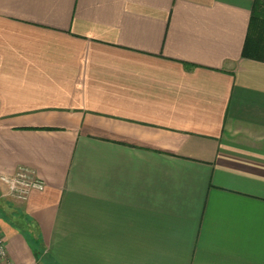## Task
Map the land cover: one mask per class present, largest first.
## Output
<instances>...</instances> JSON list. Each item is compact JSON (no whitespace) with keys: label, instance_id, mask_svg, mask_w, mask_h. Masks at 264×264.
<instances>
[{"label":"crops","instance_id":"obj_1","mask_svg":"<svg viewBox=\"0 0 264 264\" xmlns=\"http://www.w3.org/2000/svg\"><path fill=\"white\" fill-rule=\"evenodd\" d=\"M253 12L264 0H0V176L46 183L0 223L11 264H264Z\"/></svg>","mask_w":264,"mask_h":264},{"label":"built area","instance_id":"obj_2","mask_svg":"<svg viewBox=\"0 0 264 264\" xmlns=\"http://www.w3.org/2000/svg\"><path fill=\"white\" fill-rule=\"evenodd\" d=\"M0 182L4 183L11 195L20 200L28 197L30 192L34 189L44 190L46 183L37 178L34 173L26 168L21 167L18 171L11 176L1 175ZM0 264H11L8 249V240L0 230Z\"/></svg>","mask_w":264,"mask_h":264},{"label":"trees","instance_id":"obj_3","mask_svg":"<svg viewBox=\"0 0 264 264\" xmlns=\"http://www.w3.org/2000/svg\"><path fill=\"white\" fill-rule=\"evenodd\" d=\"M243 56L264 61V17L255 12L251 18Z\"/></svg>","mask_w":264,"mask_h":264},{"label":"rangeland","instance_id":"obj_4","mask_svg":"<svg viewBox=\"0 0 264 264\" xmlns=\"http://www.w3.org/2000/svg\"><path fill=\"white\" fill-rule=\"evenodd\" d=\"M5 184L0 182V223L1 222H10L12 224H17L19 225L20 223L24 222V217H23V211L21 208L17 207L13 200L15 201H23L20 199L14 198L8 187ZM22 216L20 218V216ZM19 216V219H18ZM18 219V222L16 221ZM23 221V222H20ZM3 233V232H2ZM9 249V247H8Z\"/></svg>","mask_w":264,"mask_h":264}]
</instances>
